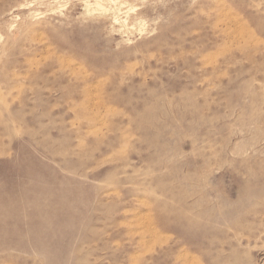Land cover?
I'll use <instances>...</instances> for the list:
<instances>
[{
  "label": "rangeland",
  "instance_id": "obj_1",
  "mask_svg": "<svg viewBox=\"0 0 264 264\" xmlns=\"http://www.w3.org/2000/svg\"><path fill=\"white\" fill-rule=\"evenodd\" d=\"M0 264H264V0H0Z\"/></svg>",
  "mask_w": 264,
  "mask_h": 264
},
{
  "label": "bare ground",
  "instance_id": "obj_2",
  "mask_svg": "<svg viewBox=\"0 0 264 264\" xmlns=\"http://www.w3.org/2000/svg\"><path fill=\"white\" fill-rule=\"evenodd\" d=\"M85 1V0H84ZM102 1V0H101ZM112 1V0H111ZM117 1H114V3H116ZM107 3V2H106ZM111 3V2H110ZM113 3V4H114ZM87 4V3H86ZM105 4V3H104ZM88 6H89V4H88ZM92 6V5H91ZM95 6H96V8H98V9H100V10H103V11H110V12H112L113 14H117L118 12H119V8H116V7H114V6H104L103 5V3L101 4L99 1H97L96 2V4H95ZM93 9V8H92ZM134 10V9H133ZM96 12V11H95ZM100 13V12H99ZM120 13H121V10H120ZM128 15V14H127ZM117 16V15H116ZM114 17H115V15H114ZM115 19H117L118 20V18L117 17H115ZM114 21H116V20H114Z\"/></svg>",
  "mask_w": 264,
  "mask_h": 264
}]
</instances>
